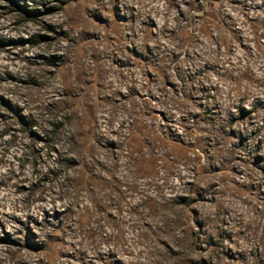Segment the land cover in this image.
I'll return each mask as SVG.
<instances>
[{
    "label": "rangeland",
    "instance_id": "rangeland-1",
    "mask_svg": "<svg viewBox=\"0 0 264 264\" xmlns=\"http://www.w3.org/2000/svg\"><path fill=\"white\" fill-rule=\"evenodd\" d=\"M0 264H264V0H0Z\"/></svg>",
    "mask_w": 264,
    "mask_h": 264
},
{
    "label": "trees",
    "instance_id": "trees-1",
    "mask_svg": "<svg viewBox=\"0 0 264 264\" xmlns=\"http://www.w3.org/2000/svg\"><path fill=\"white\" fill-rule=\"evenodd\" d=\"M25 11H26L29 15H36L38 9H37V7H33V8H27V7H25Z\"/></svg>",
    "mask_w": 264,
    "mask_h": 264
}]
</instances>
